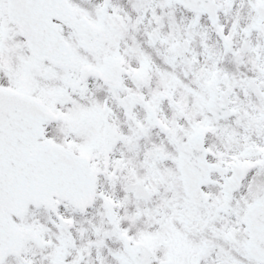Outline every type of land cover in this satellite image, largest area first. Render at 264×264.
Listing matches in <instances>:
<instances>
[{"label": "snow or ice", "instance_id": "1", "mask_svg": "<svg viewBox=\"0 0 264 264\" xmlns=\"http://www.w3.org/2000/svg\"><path fill=\"white\" fill-rule=\"evenodd\" d=\"M0 264H264V0H0Z\"/></svg>", "mask_w": 264, "mask_h": 264}]
</instances>
